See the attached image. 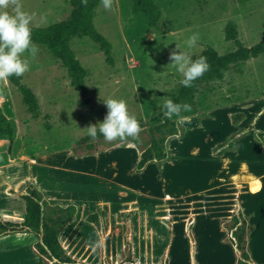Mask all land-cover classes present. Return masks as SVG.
Listing matches in <instances>:
<instances>
[{
    "label": "rangeland",
    "instance_id": "374dc122",
    "mask_svg": "<svg viewBox=\"0 0 264 264\" xmlns=\"http://www.w3.org/2000/svg\"><path fill=\"white\" fill-rule=\"evenodd\" d=\"M150 1L147 13L136 12L133 0H113L111 9L101 3L96 8L93 25L111 47V64L88 37L71 40L70 48L86 71L85 95L71 86L60 61L37 44H33L38 49L35 57L24 54L30 70L20 76L36 97L37 118H32L15 87L0 83V112L16 124L17 140H24L20 150L19 144L8 150L14 165L0 172V225L21 224L22 196L31 187L50 206L76 209L59 236L65 262L48 260L35 251L41 232L0 229V264H236L242 259L245 264H264V189L250 202L259 207L249 213L251 221L245 218L248 226L222 225L209 206L186 221L180 199L190 187L187 181H192L188 171H217L216 163L197 168L204 163L192 162V149L197 148L198 156L220 151L233 129L230 114L236 129L232 140L238 139L237 134L241 141H249L238 150L251 159L248 169L257 175L264 168V151L255 149L259 139L239 122L264 107V54L231 65L222 80L202 84L192 99L179 102L192 107L181 113L189 118L186 122L167 119L162 107L176 96L183 79L170 65V53L182 51L195 60L208 48L219 55L234 52L235 42L225 39L229 24L236 26L243 47L263 42L264 0ZM19 4L32 17L31 29L59 23L72 10L69 0H19ZM194 33L200 38L189 48L187 40ZM108 99L127 103L144 129L138 139L109 142L99 132L96 140L88 135V126L104 121ZM255 123L262 129L264 115ZM171 131L178 134L165 142L164 158L136 171L151 138L159 140ZM20 155L37 163L20 161ZM254 160L261 163L255 165ZM113 169L114 181L129 190L99 178L110 176ZM8 188L19 191L17 196H10ZM250 188L257 191L258 181L252 180ZM176 195L177 203L166 199ZM99 240L103 246L93 251Z\"/></svg>",
    "mask_w": 264,
    "mask_h": 264
},
{
    "label": "trees",
    "instance_id": "16d2710c",
    "mask_svg": "<svg viewBox=\"0 0 264 264\" xmlns=\"http://www.w3.org/2000/svg\"><path fill=\"white\" fill-rule=\"evenodd\" d=\"M69 1L72 9L69 17L46 28L31 29L32 42L33 44L45 47L53 58L59 60L66 69L71 86L76 88L80 94L85 95L87 93L84 83L86 71L80 65L70 48L71 40L75 37H88L98 44L109 64L112 63L111 47L93 25L94 12L100 5L101 0H88L87 6H84L81 0ZM150 7V0H133V9L138 13H147L151 10ZM235 30V25H227L225 39L227 41H234L237 45V50L226 55H219L211 48L204 49L198 58L201 56L206 57L210 70L194 81L192 87L181 85L177 90L176 96L171 100L175 103L190 100L202 84L222 80L224 73L231 65L245 62L264 54V41L249 48L243 47L237 39ZM21 80L20 76H12L9 77L7 83L15 87L21 94L22 100L32 118H37L38 103L36 97ZM176 134L178 132L171 131L159 140L151 138L147 150L140 154L135 170L141 171L149 163L161 161L165 156L163 147L165 142ZM14 137L15 125L0 112V139L7 140L8 148L11 149ZM22 200L24 201V213L21 224L19 226L13 224L0 225V229L4 232L11 231L17 233L25 231L41 232L40 241L34 244L35 251L48 260L59 263L65 262L59 236L63 226L73 218L76 211L75 207L72 205L65 208L50 206L42 198L41 192L32 187L28 194L22 196ZM243 256H247L245 252ZM66 261L68 260L66 259ZM237 264H245V262L242 259Z\"/></svg>",
    "mask_w": 264,
    "mask_h": 264
},
{
    "label": "crops",
    "instance_id": "0c3cea01",
    "mask_svg": "<svg viewBox=\"0 0 264 264\" xmlns=\"http://www.w3.org/2000/svg\"><path fill=\"white\" fill-rule=\"evenodd\" d=\"M0 83L4 85L5 82ZM0 100L2 102V97H0ZM1 102L0 108L2 105ZM260 115H264V107H262L260 111L252 113V115H250L249 117H242V119L239 120V122L243 124L241 127L245 126V130L249 129L248 131L253 132V137H255V139H259V144L255 146V149L258 152L264 151V126H262V129L255 128V125H257L255 123L256 117ZM6 118L9 120L8 117ZM229 123L233 127V129L231 128L230 133L227 135V137H225L227 140L221 145L222 149H219L220 151L209 152V155L207 156H198L196 150L197 148L192 149V154H194L195 156V158L191 159L192 162H196L199 164L204 163V167L202 165V167L198 166L197 168H206L208 167V163H216L214 168H216L217 171L206 172L202 169L201 171L191 173L192 170H187V173L191 175L189 176V178L192 179V181H187V185L190 187H187L185 189V197L180 198L183 199L184 208L186 209L185 212L187 214H184V219L186 221H193L199 211H203L209 206L216 212L215 217L221 220L222 225L225 226L228 223H232V226L238 227L242 224L247 225L245 218L248 219V221H251L249 213L257 210V208L259 207L255 204L250 205V202L252 199H254L253 196L257 195L261 189H264V168H262V170L258 172L257 175L252 173V171L248 169L251 164V159L248 157V155H246L247 153L239 154L238 150L239 148L247 146L249 141H241L239 135L237 134H235V136L238 139L232 140L230 135L236 132V129L232 125L235 123L233 114H230ZM15 128L17 130L16 124ZM16 132L17 131H15V137L11 149L19 144L20 150L22 144L24 143V140H17ZM258 142L256 141V143ZM226 146H229V150H226ZM8 150H10L8 148V141L5 139H0V172L3 169L9 168L14 165V161L11 160ZM27 158L28 157L26 156L20 155V161L30 162V164L37 163L34 159ZM252 163L257 165L261 162L258 163L257 160H254L252 161ZM110 165L113 166L112 168H115L114 162H111ZM41 166L45 168L49 167L48 165L43 164ZM116 177L117 170L113 169L110 176L106 178L100 176L99 178L109 184L112 183L117 187H121V189L129 190V187L118 185L114 181ZM166 179L170 180L171 176L166 177ZM198 180L201 181L200 185L197 182ZM252 180H257L259 183V189L255 192H252L250 188V183ZM8 190H10V192H8ZM6 191L10 196H17V193L19 192L15 191L14 188H8ZM136 192L137 194H143L141 192L139 193L138 191ZM148 192L149 190H146L144 194L147 196L149 195ZM119 194L124 195L122 190L119 191ZM179 197V195H176V197L172 199L171 197L166 196V199H169V201L175 200V202L177 203L180 201ZM134 203L135 202H132V204ZM195 264L199 263L195 262Z\"/></svg>",
    "mask_w": 264,
    "mask_h": 264
},
{
    "label": "clouds",
    "instance_id": "9594fccd",
    "mask_svg": "<svg viewBox=\"0 0 264 264\" xmlns=\"http://www.w3.org/2000/svg\"><path fill=\"white\" fill-rule=\"evenodd\" d=\"M81 3L87 6L88 0H81ZM101 4L105 9H111L113 0H101ZM10 8L13 11H9ZM31 20V15L21 10L19 0H0V82H7L12 76H23L30 70L29 61L23 58L24 54L27 52L35 57L38 52L32 42ZM199 38V33L190 36L188 47H194ZM169 59L172 61L170 65L182 74L181 84L184 87H192L194 81L210 70L207 58L203 56L193 60L184 52L173 50ZM104 103L108 113L103 122L86 128L88 135L96 140L99 132L109 142L129 137L138 139L144 129L137 118L129 113L127 103L122 99H108ZM162 107L163 115L169 120L176 117L178 124L189 119L182 112L192 111L190 104L175 103L171 99L165 100ZM103 243V240L97 241L93 251L102 247Z\"/></svg>",
    "mask_w": 264,
    "mask_h": 264
}]
</instances>
